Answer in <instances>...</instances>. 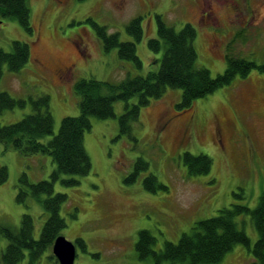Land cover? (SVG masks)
Masks as SVG:
<instances>
[{
    "label": "rangeland",
    "instance_id": "rangeland-1",
    "mask_svg": "<svg viewBox=\"0 0 264 264\" xmlns=\"http://www.w3.org/2000/svg\"><path fill=\"white\" fill-rule=\"evenodd\" d=\"M28 1L31 32L13 18L0 19V47L8 49L12 39H21L28 42L30 52L19 71L2 69L0 90L27 102L4 109L1 124L29 113L32 105L28 98L46 93L52 133H56L63 116L79 112L74 89L77 79L116 82L127 74L156 69L147 46L148 38L157 35L156 15L175 30L187 22L194 27L196 62L212 76L225 68L228 51L264 63V0ZM136 16H140L142 27L138 40L125 30ZM100 25L107 32H118L122 40H133L141 66L120 58L117 47L104 51L97 35ZM180 98L181 90L169 86L160 97L150 98L140 107L131 137L118 131L117 116L124 101L114 102L113 117L90 116L91 127L84 132L90 173L79 176L76 185L62 182L70 176L67 174L54 181V191L67 196L60 207L66 223L60 233L71 241L82 238L85 243L82 247L74 242L73 264H154L150 257L137 256L139 229L151 232L153 249L159 250L165 241L176 242L195 221L215 215L219 208L233 203L256 205L264 184V70L252 67L245 76L236 75L185 108H176ZM136 99L134 95L128 101ZM51 135L41 140L47 141ZM185 152L207 155L210 168L189 172ZM136 157L147 162V168L128 177ZM2 165L6 177L0 182V222L17 226L27 211L33 217V236L38 237L47 213L33 199L28 206L16 201L18 178L21 172H26L30 181L49 178L55 163L48 154L24 155L0 141ZM149 172L154 177L146 183L153 188L143 183ZM235 218L252 244L257 232L249 214ZM5 243V238H0V250ZM50 253L51 248L44 251L37 264H57ZM251 259L250 250L236 243L213 264H248ZM26 261L25 251L18 264Z\"/></svg>",
    "mask_w": 264,
    "mask_h": 264
},
{
    "label": "trees",
    "instance_id": "trees-1",
    "mask_svg": "<svg viewBox=\"0 0 264 264\" xmlns=\"http://www.w3.org/2000/svg\"><path fill=\"white\" fill-rule=\"evenodd\" d=\"M4 18H13L25 31H32L28 0H0V19ZM125 30L134 40L141 38L140 16L132 17L125 25ZM156 34L147 40V46L152 52L151 61L155 63L156 69L146 74H127L116 82L92 77L77 79L74 89L79 96V112L77 115L63 116L56 133H52L53 117L46 93L35 98L29 97L32 110L20 119L0 123V141L4 142L6 148H13L24 155L48 154L55 163L49 178L30 181L26 172L20 173L16 201L28 206V201L33 199L42 206L47 216L38 237L33 236V217L27 211L22 213L17 226L0 222V238L6 240L0 250V264H18L24 258L25 251V264H37L42 253L51 247L55 236L66 226L60 215V207L67 196L63 192L54 191V181L60 174H67L70 176L62 178V182L76 185L79 176L90 173L91 160L84 147V132L91 127V115L98 118L113 117L114 102L124 101L123 110L117 116L118 131L119 134L131 137L132 125L139 120L140 107L148 103L150 98L160 97L166 87L181 90L176 108H185L195 98L230 83L236 75L245 76L252 67L264 70V63L256 64L251 59L228 51L224 55L225 68L212 76L206 67L196 62L193 46L196 31L190 23H184L179 30H175L156 15ZM97 35L104 51L117 47L120 58L130 59L137 67L141 66L133 40H122L118 32H107L103 25H100ZM29 57L28 42L12 39L8 49L0 47V76L4 66L8 71H19ZM134 95L137 99L130 103L128 99ZM26 102L25 98L13 97L7 91L0 90V113L6 108L22 107ZM46 134L52 135L47 141H42L41 138ZM183 157L189 172L207 171L210 168V158L205 154L185 152ZM146 168L147 162L136 157L128 177L138 176ZM5 177L6 167L2 165L0 182ZM151 177L154 175L149 172L143 179L147 188H153V184L146 183ZM158 184L164 186L163 183ZM240 214H249L257 232L252 244L247 233L237 225L235 217ZM154 240L151 232L143 228L138 230L135 243L137 256L141 259L150 257L154 264H163L164 261L169 264L217 263L236 243L250 250L252 259L248 264H264V184L254 207L233 203L219 208L215 215L195 221L190 231L182 233L176 242L165 241L159 250L153 249ZM74 242L85 246L82 238L76 237ZM49 257L56 261L51 253Z\"/></svg>",
    "mask_w": 264,
    "mask_h": 264
},
{
    "label": "water",
    "instance_id": "water-1",
    "mask_svg": "<svg viewBox=\"0 0 264 264\" xmlns=\"http://www.w3.org/2000/svg\"><path fill=\"white\" fill-rule=\"evenodd\" d=\"M51 251L56 258L58 264H73L76 256L75 243L67 239L64 235L58 234L55 236Z\"/></svg>",
    "mask_w": 264,
    "mask_h": 264
},
{
    "label": "flooded vegetation",
    "instance_id": "flooded-vegetation-1",
    "mask_svg": "<svg viewBox=\"0 0 264 264\" xmlns=\"http://www.w3.org/2000/svg\"><path fill=\"white\" fill-rule=\"evenodd\" d=\"M210 12H211V11H209V13H210ZM207 13H208V12H207ZM74 46H75V48L77 47V45H76V44H75Z\"/></svg>",
    "mask_w": 264,
    "mask_h": 264
}]
</instances>
